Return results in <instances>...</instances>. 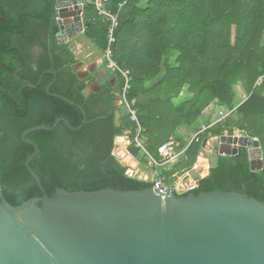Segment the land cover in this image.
Here are the masks:
<instances>
[{"label":"trees","instance_id":"trees-1","mask_svg":"<svg viewBox=\"0 0 264 264\" xmlns=\"http://www.w3.org/2000/svg\"><path fill=\"white\" fill-rule=\"evenodd\" d=\"M56 0H0V184L11 205L43 192L100 189L138 190L152 182L127 173L113 155L115 137L132 135L134 123L121 112L115 123V94L123 79L106 78L97 92L84 96L85 79L73 65L67 43H59L54 18ZM122 4V5H120ZM91 7V8H90ZM93 11L84 35L104 52L108 22ZM119 25L112 44L113 58L132 76L128 99H135L147 149L157 157L158 147L170 135L181 144L180 126L190 129L211 103L232 110L212 124L199 141L159 176L172 184V176L192 167L208 135L225 131L256 137L264 161V0H108ZM53 71L54 75L48 73ZM54 82L51 84V82ZM32 84L33 87H30ZM51 84L49 90L47 89ZM236 86L246 93L236 101ZM51 94H57L53 96ZM68 99L67 102L63 98ZM85 112V122L81 125ZM26 138L35 144L30 163L40 185L26 166L35 148L22 133L37 126ZM209 124V123H208ZM79 127L78 129H74ZM128 151L145 160L132 146ZM165 169V170H164ZM171 181L169 182V177ZM237 191L264 203V167L252 171L247 148L236 155L219 156L205 180L190 193Z\"/></svg>","mask_w":264,"mask_h":264},{"label":"water","instance_id":"water-1","mask_svg":"<svg viewBox=\"0 0 264 264\" xmlns=\"http://www.w3.org/2000/svg\"><path fill=\"white\" fill-rule=\"evenodd\" d=\"M88 3L89 0L55 1L59 43H67L89 25L84 16ZM103 64V58H99L87 64L86 72H77L83 79L92 75L85 79L84 96L101 88L97 70ZM48 73L54 75L53 71ZM80 110L82 125L85 112ZM61 121L71 127L67 120L59 118L52 126L24 131L22 138L35 148L26 136L36 130L52 129ZM120 122L121 112L116 109L115 123L118 126ZM211 139L205 137L202 142V148L209 142L212 146L209 167L217 165L219 156L236 155L239 147H245L250 169H263L258 139L225 134ZM120 147L116 141L113 152L121 161L125 152H119ZM35 154L36 148L26 166L40 185L30 166ZM202 164L189 168L182 181L202 183L205 175L201 171L207 172V163ZM171 189L161 186L155 178L153 187L145 189L58 188L51 196L43 192L41 197L11 205L3 197L0 184V264H264L262 201L237 191L178 196L170 193Z\"/></svg>","mask_w":264,"mask_h":264},{"label":"built area","instance_id":"built-area-1","mask_svg":"<svg viewBox=\"0 0 264 264\" xmlns=\"http://www.w3.org/2000/svg\"><path fill=\"white\" fill-rule=\"evenodd\" d=\"M89 3H91L94 6L95 11L99 16H101L105 21L108 22L107 27V46L103 52V60L104 65L106 69H108L110 72L118 73L122 79H123V86L121 88V91L119 93V110L121 112L122 109H125V113L129 117L130 121L134 123V129L132 131V135L129 134V131H127L128 143L123 148L122 146L119 148V152H125L124 157L129 158L128 162L129 164H126L124 166H127V173L129 175L135 176L132 174L133 169L134 171L137 169L139 165V158L133 156L129 151L128 147L132 146L133 148L137 149L139 151V155L142 157L143 160H145L146 164L150 168H158L162 166L163 168L167 165H172L175 163L180 157H182L188 148L189 144L193 141H199L201 139V135L208 130V128L218 122L224 120V118L229 115L232 110H224L223 108H220L218 106V111H216V119L212 123L207 124H201L199 128L192 134L188 142H186L184 145L181 144L179 140H177L173 135H170L168 139L163 142L157 149V157L153 156L147 149V137L144 134V128L142 127L139 118L137 109L135 108V99L129 100L128 99V93L131 88V82H132V76L129 69L120 66L115 59L113 58V50H112V44L115 42V30L119 25V19L118 15L113 13L108 7L107 3L108 0H89ZM122 5V4H120ZM223 134L225 135H234V136H241L243 135L239 130H235L233 133H227L225 131ZM208 137H211L208 135ZM252 139H257L256 137H251ZM115 143V142H114ZM114 149V148H113ZM113 155L118 159V157L113 152ZM121 163L120 159H118ZM133 162L135 164H133ZM122 164V163H121ZM188 171H183L178 179L176 184H169L164 181L162 177L159 175L154 176L150 181L153 182L154 179L159 182L161 186L164 188H172L170 193L175 194H182L185 192L192 191L196 188L197 183L195 181L189 180V181H182V176L184 173ZM202 176H204V173H201Z\"/></svg>","mask_w":264,"mask_h":264},{"label":"crops","instance_id":"crops-1","mask_svg":"<svg viewBox=\"0 0 264 264\" xmlns=\"http://www.w3.org/2000/svg\"><path fill=\"white\" fill-rule=\"evenodd\" d=\"M92 14H93V11H90L88 13V15L86 13V15H84L85 18H86V20H89L88 17L91 16ZM84 30H85V28H84ZM67 44L71 47V50H72L73 54L75 55V59H77V56L76 55L79 54V53H81L84 48H89V51H87L88 53L86 54V57L88 58V61L86 62V64H89V63H91V62H93V61H95V60H97L99 58H103L102 51L98 50L94 46V44L92 43V41L84 35V31L82 33L78 34L72 40L68 41ZM101 72L105 74L104 75V77H105L104 80L106 78H110V76H111V78L115 82V80L117 78L116 75L113 74V73H111L108 69H106V67L104 66V64L98 68L97 75H100ZM240 92H242L241 91V88H240ZM215 108H217V111H218V107H217L216 103H211L208 107H206L204 109V111L202 112L201 117L199 118V120L197 121V123L195 124V127L193 129H190L187 126H180V128L177 131L176 135L177 134H180L181 135V133H185V132L191 131L190 132V135L188 136V140H189V138L199 128V126L201 124L212 123V122L215 121V119L217 118L216 117V113L217 112H216V109ZM126 134H127V131L123 135L116 136L118 139L121 138L123 140V144L122 143H119L123 148L126 146L125 143H128V138L129 137ZM211 140H213V139H211ZM209 149H211V147H209L207 150H209ZM205 152H206V149H203L202 151H200V153L198 154V156L196 158V161H195V163L193 165L197 166L201 162V159L204 156ZM139 165L142 166L143 164H139ZM145 165H146V162H145ZM195 166H193V167H195ZM170 168H168V169H170ZM201 173H203V171H201ZM158 174H159V170L153 171V176H156ZM168 179H169V182H170L171 181V176ZM173 182H174V180L172 181V183ZM176 182H177V179L175 180V183Z\"/></svg>","mask_w":264,"mask_h":264},{"label":"rangeland","instance_id":"rangeland-1","mask_svg":"<svg viewBox=\"0 0 264 264\" xmlns=\"http://www.w3.org/2000/svg\"><path fill=\"white\" fill-rule=\"evenodd\" d=\"M93 6V5H92ZM91 8V7H90ZM94 8V7H93ZM69 46V45H68ZM70 47V46H69ZM70 49H71V47H70ZM87 51H89V48H84L83 50H82V52L81 53H79V54H77L76 56H77V59H76V63L73 65V69H74V71H76V72H86V66H87V64H86V62L88 61V58L86 57V54L88 53ZM74 57H75V55H74ZM105 66V65H104ZM240 88L241 87H239V86H236V92H237V95H236V101H237V103L238 102H240L241 101V99H244L245 97H246V93L241 89V91L242 92H240ZM118 103V102H117ZM119 104V103H118ZM117 105V104H116ZM218 107V106H217ZM121 109V112L122 113H125L126 111H125V109H122V107L120 108ZM216 109V111H217V108H215ZM190 132L191 131H188V132H185V133H181V138H182V140L184 141V142H186L187 141V139H188V136L190 135ZM244 135V134H243ZM176 138V137H175ZM209 139H211V138H213L212 136L211 137H208ZM177 139V138H176ZM190 139V138H189ZM118 140V141H117ZM117 142H118V144L119 143H122L123 144V140L121 139V138H117ZM178 140V139H177ZM115 141V142H116ZM125 143V142H124ZM125 144H127V143H125ZM207 147L206 148H202V150L203 149H206V152H205V154H204V156L202 157V159H201V162L199 163V164H201L202 166H203V164L202 163H204V162H206L207 163V165L206 166H204V168H206V170H207V172L206 173H204V175L206 176L207 174H208V170H209V164H208V153L212 150V146H211V144H210V142L209 143H207ZM117 146L118 145H116V148H117ZM209 147H211V149H209V150H207ZM201 150V151H202ZM125 158H127V157H125ZM128 160H129V158H127ZM128 160L127 161H125L124 159H122L121 160V162L123 163V164H129V162H128ZM123 161H125V162H123ZM133 164H135L134 162H133ZM144 165V166H143ZM143 165L141 166V165H138V167H137V169L134 171V169H133V172H132V174L133 175H135V176H137V177H139V178H143V179H146V180H151L154 176H153V171H155V170H161L163 167L162 166H160V167H158V168H155V169H153V168H150V167H148L147 166V164L145 165V162L143 163ZM193 166H195V165H193ZM192 166V167H193ZM164 168H169V165H167V166H165ZM165 170V169H164ZM178 177H179V175H177V173L176 174H174V176H173V178H172V180H174V182L172 183L173 185L174 184H176L175 183V180L176 179H178Z\"/></svg>","mask_w":264,"mask_h":264},{"label":"flooded vegetation","instance_id":"flooded-vegetation-1","mask_svg":"<svg viewBox=\"0 0 264 264\" xmlns=\"http://www.w3.org/2000/svg\"><path fill=\"white\" fill-rule=\"evenodd\" d=\"M104 75H105V74L102 73V72L100 73V75H97V77L99 78V80H100L101 83H102V81H103L104 78H105ZM91 76H92V75L90 74L88 77H86V78H84V79L91 78ZM115 97H116V104H117V106H118V103H119V94L116 93V94H115ZM117 102H118V103H117Z\"/></svg>","mask_w":264,"mask_h":264},{"label":"bare ground","instance_id":"bare-ground-1","mask_svg":"<svg viewBox=\"0 0 264 264\" xmlns=\"http://www.w3.org/2000/svg\"><path fill=\"white\" fill-rule=\"evenodd\" d=\"M122 155H123V154H122ZM122 159H124L125 161L128 160L127 158L124 157V155H123ZM125 161H124V162H125ZM203 173H205V171H203Z\"/></svg>","mask_w":264,"mask_h":264}]
</instances>
